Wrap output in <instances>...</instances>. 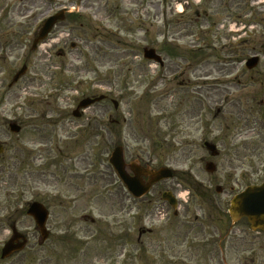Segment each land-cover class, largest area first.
<instances>
[{
  "label": "flooded vegetation",
  "instance_id": "af4514ba",
  "mask_svg": "<svg viewBox=\"0 0 264 264\" xmlns=\"http://www.w3.org/2000/svg\"><path fill=\"white\" fill-rule=\"evenodd\" d=\"M87 1L89 0H0V144L5 148L0 155V169L13 168L16 179L22 172L21 176L26 179L23 188L25 190L21 189L16 196L13 219L6 231V240L12 238L14 231H17L28 243L24 250L3 261H26L29 255L26 253L27 248L33 244L35 264H52V261L53 264H78L72 260H75L74 257L88 255V239L97 241L100 247L98 253L94 254L99 258L100 264H109L113 258L115 264H138L142 259L139 254L142 248L147 252L146 264L162 261L163 264H187V261H192L194 257V250L197 249L199 254L202 248L206 257L213 261L218 259L215 245L221 241L225 246V249H221V254L228 258L227 238L231 236V226L225 231L224 226L222 229L220 224L224 213L230 218L228 203H223L222 198L211 190H207L205 195L192 192L188 202L184 203L182 194L172 182L178 176L157 181L155 172L172 166L175 156L173 152L177 148V140L174 138L183 135L184 141L178 142L184 145L179 148L182 151H192L195 148L205 150L207 142L215 145L224 181L237 180L239 185L244 183L235 194L250 184H256L250 179L264 175V159L260 158L264 156V73L248 72L246 41L238 40L233 50H239V57L233 61H223H239V64L244 65L243 73L230 76L231 71L227 69H232L233 66L223 63L222 66L225 67L220 69L223 76L214 77L213 82L209 84L210 95L198 93L197 88L200 91L203 88L201 81L205 72H202V69L204 70L206 63L211 65V62L203 60L204 57H200L199 53L203 48L212 50V47H215L214 24L209 5L201 3L202 0H121L122 5L115 2L114 6L96 7L94 10L100 21L94 26L101 37L99 42L96 40L95 45L98 53L97 68L93 71L86 63L83 68L85 71H82L85 74L79 76L82 79L89 76L92 80L98 78L99 82L87 88L85 95L94 100L102 97L99 101H106L104 105L101 106L96 101L75 113L81 101L77 100V106L70 111L72 118H61V115H70L66 110L69 106L63 107L64 103L75 104L68 95L62 97L57 91L39 93L40 96L34 95L28 100H20V93L29 87L32 81L48 78L51 82H61L68 79L69 67L66 68L65 60L68 42L65 37L68 30L65 27L74 19H83L84 8L89 7L86 5ZM176 4L182 8L183 14L180 16L183 18L179 17L177 20H181L178 23H185L183 26L168 23L167 9H178ZM190 8H194L191 14ZM62 11L64 13L59 16L60 20L55 22L45 38L38 40L50 17ZM186 12L189 15L185 16ZM151 15L154 21H161L162 24L155 30L157 39H161L158 45L162 62L154 65L153 61L144 59L142 65L145 71L139 72L138 75L147 76L149 79V95L150 91H155L160 85L164 91L162 98L155 94L150 96L148 110L151 116L147 119L151 131L149 135L133 132L137 127L139 130V125L135 127L131 122L128 123L124 114H121L122 118H112V114H107V106L113 105L117 111L121 105L118 99L123 100L124 97L120 96L116 100L114 93H117V84L109 82L108 86L102 79L137 75V69L131 68L129 62L136 61L135 51L126 45L134 42V35L141 43L149 41L147 17ZM241 15L240 13V16H236L237 27L230 29L231 32L242 29L239 28L242 23ZM228 19H231V16ZM192 20L195 24L190 27V35L197 32L194 43L196 45L190 48L181 47L177 41L187 36L181 30H186L184 26L189 22L193 23ZM132 25L133 31L130 30ZM215 25L219 26L216 23ZM102 41L105 42L103 46ZM51 52H56L57 59L62 60L57 61L59 71H42L56 63L46 61L47 53ZM81 59H85L84 62L88 60L86 57ZM120 61L124 62V65L119 66ZM181 61L184 64H181ZM151 68L156 69V76L150 79ZM32 72L33 75L28 77ZM42 73H45L44 77L40 76ZM210 73L211 71L204 75L211 76ZM181 87L190 90L194 88L193 94H182L176 98V91ZM59 98L61 106L49 108L50 103L57 102ZM168 98L172 99L167 100ZM43 105H46V108L37 109ZM97 105L102 107L101 137L98 135L93 138H79L75 132L76 136L71 139H63V135L59 133H65L68 126L75 124L76 120L82 119L87 113H97L92 111ZM54 121L59 125H55ZM13 122L20 127L19 133H14L11 126ZM117 124L121 125L119 130L111 129V125ZM127 126L131 129L130 134L127 132ZM77 127L75 125V130ZM89 130L90 123L84 134ZM21 132H36L39 137L28 138V146L21 145L18 143L21 141L18 137ZM193 132L195 134L192 138ZM131 135L134 140L145 139L148 143L144 146L139 143V147L135 148L128 143ZM96 138H101V143L104 144L97 154L101 167L99 171L96 162H89V155L78 149ZM116 148H121L122 173L127 180L130 181L132 175L145 184L155 180L143 197L132 196L129 182L127 185L117 175L115 165L111 161ZM159 150L166 152V158L165 155L163 158L159 156ZM208 160L210 159L201 157L202 162ZM18 167H23L24 170L19 173ZM199 185L201 184L198 183L197 187ZM40 188L42 191H37ZM231 191H234V187ZM215 193L223 194L224 187L219 192L215 189ZM198 197L203 199L199 208L203 218L200 222L195 213L194 219L188 215L191 200ZM37 201L44 205L48 214L46 239L45 233L40 231L38 222H35L29 212L31 205ZM101 204L105 210L109 209L105 212L109 219L102 221L97 219L95 211ZM224 204L227 205V210H224ZM76 211L79 213L76 214ZM77 223L80 224L81 237L84 238L78 242L81 250L65 251L69 262H64V244L75 241L79 235ZM29 228L32 229L27 230ZM156 232H159L160 239L148 241L147 237ZM70 245L71 243L67 246ZM47 246L51 247V252L43 258L42 251ZM179 247L180 250L175 254L173 250ZM254 253L256 251L250 254ZM257 259L255 256L251 257V262L263 264V259Z\"/></svg>",
  "mask_w": 264,
  "mask_h": 264
},
{
  "label": "rangeland",
  "instance_id": "374dc122",
  "mask_svg": "<svg viewBox=\"0 0 264 264\" xmlns=\"http://www.w3.org/2000/svg\"><path fill=\"white\" fill-rule=\"evenodd\" d=\"M115 2L122 5L121 0L119 2L118 0H89L87 1L86 5H88L89 7L84 8L85 15H82L83 19L81 20L79 19V21H76V19H74L71 22H69L67 26L65 27L68 30V33H66V37H65L68 41L67 47L65 48L66 68L69 67V72L67 73L68 79L63 80L61 82L56 81L58 83L51 82L48 78L42 81H39V80L32 81V84L29 85V87H27L24 91L20 93L23 96V97L21 96L20 100H28L34 95H39V93L41 94L42 93H53V92L57 93L58 91L61 93L60 95L62 97L68 95L75 101V104H70V105H67L66 103H64L63 107L69 106L67 107L66 110L70 115H67V114L61 115V118L65 116L66 118H72V113L70 111L77 105L78 103L77 100L80 99V97H83L85 96V94H87V88L99 82L98 78H95V80H92L91 76H89V78H86V79H82L81 77H79L85 74V73L83 74V72L85 71L83 70V68L85 67L86 63H87L88 68L90 67L93 71H95V69L97 68V58L96 57L98 56V53L96 51L95 45H96V40L97 42H99L101 37L98 36V32L96 31V26H94L96 22L99 21L97 16H95L94 14V10H96V7L103 8L105 6H109V7L114 6ZM239 2L241 6L239 5ZM201 3L203 4L207 3L212 13L211 18L214 24L213 41L215 43V47L214 48L212 47V50L210 49L205 50L206 48H203L199 53L200 54L199 56L200 57L203 56L204 57L203 60H209L211 62V65L206 63V67L204 68V70L202 69V72L203 71L205 72L202 74L203 76H202V81H201V85L203 86V88H202V91H200V89L197 88V92L210 95L211 90H210L209 84L213 82L214 77L223 76L220 70L225 67V66H222L223 63L226 64V66L227 64L230 66H233L232 69L231 68L227 69L231 71L229 73L230 76L239 75L240 73H243L244 65L239 64L238 63L239 61L227 63V62H224L223 60L233 61L235 58L239 57V54H240L239 50L237 49L236 51H234L233 48L236 46L235 44L237 43L236 41L242 40L244 37L246 39L247 59L257 53H262L260 54L261 60H260L259 65L255 67L254 70H251L248 72L249 73H255V72L264 73V0H237V1L236 0H202ZM178 4H176V7L178 6ZM173 6H174V3H173ZM193 9L194 8L189 9L190 14L192 13L191 10L193 11ZM180 10H181V6H178V10L176 8H174V10L173 9L171 10L169 8L167 9V13H168L167 18H169L170 20V21L168 20V23L171 22L174 24H178L180 26H183L185 24L183 22L178 23L181 20H177V19L179 17L183 18V16H180V12H179ZM162 11L164 12V9ZM189 13L187 14L186 12L184 13V15L185 16L189 15ZM240 13L242 14L241 15L242 23H240L239 28L241 27L242 29L232 30L231 32L230 29L237 27L236 16L237 15L240 16ZM163 14L165 15V13ZM193 16L195 17V15ZM229 16H231V19H228ZM192 22L193 23L189 22L184 26L186 30H181L183 33H185V35H187L186 37L181 38V40L177 41L178 44H181V47L190 48L192 45L194 46L196 45L194 43L196 41L195 36L197 32H195L196 34L194 35H190V27L194 26L195 24L193 20ZM215 23L218 24L219 26L215 25ZM147 24H148V29H149L148 30L149 31L148 32L149 41H147V43H141L139 39H135V35H134L133 37L134 42L130 43L129 45H126L129 49H133L135 51L136 61L134 60V61H129V62H130L131 68L137 69L136 71L137 75L134 77H130V76H127V77L117 76L116 78L105 77L102 80H105V82L107 83L106 85H108L109 82H115L117 84L116 90L118 93L120 92L121 96H123L125 93L128 94V96L124 98L123 100L118 99L120 98V96L117 94L115 96V99L116 100L118 99L121 105L117 111L113 108V105L107 106L106 108L108 111L107 114L109 115L112 114V118H118V117L122 118L121 114H124L125 120L128 123L131 122L135 127L139 125V130L137 127V130L135 129V131L133 132L138 133V134L147 133L151 135L149 121L147 120L151 116L148 110V104H150V96H153V94H155L157 97L161 96L162 98L163 97L162 93L164 89L160 85L157 89H155V91H150V95H149L148 94L149 79L147 78V76L138 75V73L145 71L143 70L144 67L142 65V62L144 61V57L142 56L143 46L148 45V46L157 48L158 49L157 51L160 50L158 44L161 43L160 41L161 39L160 38L157 39V34H155V30L158 25L162 26V24H161V21H157V22L156 20L154 21L153 15H151L150 17H147ZM133 28L134 27L132 25V28L130 30L133 31ZM231 35L232 37H230ZM101 44L103 46L105 42L103 43L102 41ZM55 53L56 52L47 53L46 61L51 62V63L53 61H56V63H53V66L51 68H44L42 71H50V72H52V70L59 71V63H57V61L59 60L60 62L62 60L60 58L57 59L56 57L57 55ZM84 57L88 59L86 62H84L85 59H81ZM140 58H142L143 60H141ZM181 64H184V62L181 61ZM118 65L122 66L124 65V62L120 61ZM151 69H152V72L150 73L149 78L150 77L154 78L156 76L155 75L156 69L155 68H151ZM210 71H211L210 73L211 76L204 75V74H208ZM32 75H33V72L28 77H31ZM44 75L45 73H42L40 76L44 77ZM241 79L242 78H240V80ZM169 87L171 88V84ZM193 90L194 88L190 90L188 88L181 87L177 89L175 97L177 98L179 96H182V94L192 95ZM171 99L168 98L167 100H171ZM59 102H61L60 98L57 102L50 103L49 108L60 107L61 105ZM105 103L106 101H97V104H101V106L102 104L104 105ZM101 106L97 105L96 108L92 109L93 112L95 111L97 113L95 114L92 112L87 113L86 116H84L82 119L76 120L75 124L72 123V125L68 126L66 128L65 133L60 132L59 134L63 135V139L65 140L67 138L71 139L73 136H76V134H77V137L79 138H83V137L93 138L98 135L101 137L100 134H103L102 127H101L102 124L100 122L101 120L100 110L102 108ZM44 108H46V105L37 107L38 110H43ZM28 111H33V110L28 109ZM156 112H158V110H156ZM53 123L55 125H59L57 121H54ZM89 123H90V130L87 132V134H84L85 129H88ZM142 124L144 125L143 128L141 127ZM75 125L78 126L76 130H75ZM120 127L121 125H118V124L111 125V129L113 130H119ZM127 132L128 134H130L131 132V129H129L128 126H127ZM194 134L195 132H193L192 138ZM34 136L39 137L38 133L36 132L31 133V134H27L26 132H23V133L21 132L18 135L21 141H19L18 143L21 145L26 144L28 146V138L34 137ZM2 139H5V138H2ZM134 139L135 138L132 137L131 135V138L128 139V143H131L135 148L139 147L138 145L139 143H141V145L143 146L148 143V141L145 139H141V141L134 140ZM174 139L177 140V148L175 152H173V155L175 156L173 157L174 162L171 163L172 165L171 168L173 170H176L175 173H176V176H178V178L175 180H172V182L178 188V192L182 194L183 202L184 203L188 202V199L192 195V192H196V193L200 192L205 195V192H207V190H211L213 194H216L219 198H222L221 200L223 201V203L224 201L228 203V208H229L231 198L234 196L235 192H237V190H239V188L244 183H240L239 185L237 180H229L228 182L224 181V176L220 169L219 160L217 157L210 158L208 151L206 149L201 150L199 148H195L192 151L179 150V148L183 147L184 145L179 144L178 142L184 141V136L181 135ZM101 142H102L101 138H98V139L96 138L88 142L87 143L88 145H82L78 147L80 152H85L89 155V158H91L89 162L91 163L96 162L95 165H97L98 171L101 167L99 165L100 159H98L97 154L99 153V148L102 145L104 146V144H102ZM7 150H9V148H7ZM160 151L161 150H159V156L163 158V156L165 155L164 153L166 152L162 153V151L161 152ZM7 154L8 153H6V155ZM202 156H204V159L206 158L211 159L216 163L217 172L215 174H211L209 173V171L206 170L205 168L206 162L201 161ZM164 157L166 158V155ZM260 158L264 159V156H261ZM6 159L9 160L8 158ZM18 169H19V173L22 170H24L23 167H18ZM14 170L15 169L13 168L9 169L8 167L4 168L3 170L0 169V249L3 246V242L6 240L8 236V233L6 231L8 230V226L11 224L12 222L11 220L13 219V213H14L13 209L15 207V203H16L15 200H16L17 193H19L21 189L25 190L23 188H25L26 179H24L21 176L23 172L20 174L18 179H16L15 175L13 174ZM263 178L264 176L261 174L260 177L258 176L250 180L255 181L257 184H259ZM197 182L201 184L198 187H197L198 185ZM218 185H222L224 187L223 194L215 193V189ZM208 186H210V189H208ZM232 187H234V191H231ZM39 190L42 191L41 188L37 189V191ZM202 201L203 199L199 197L197 199H192L190 202L191 207H190V210L188 211V215L192 219H194L195 215L199 216V219H198L199 222L203 220L202 212L199 209L200 203ZM223 207H224V210H227V205L224 204ZM108 210H105V207L103 204H101V207L96 208L95 211L97 213L96 214L97 219H99L100 221L109 219L107 218V215L105 214V212H107ZM136 212L137 210L135 211V215L137 214ZM75 213L78 214L79 212L76 211ZM220 224L222 225V229L224 226V228L226 229V230L224 229L225 231H227V229L231 226L230 227L231 236L227 238V241L229 240L228 241L229 250L227 251L228 258H224V256H222L221 254V249H225L224 248L225 246L222 245L223 241H221V242H217L215 245L217 246L218 259L216 258L213 261L209 260V258L206 257V255L203 253L205 252L203 251V248H202V252H200L199 254H197V249H195L193 253L194 257L192 261L188 260L187 264H256V263L251 262V257L253 258L254 256L256 257V259L258 258L257 260H259V258L264 260V232L263 231L261 232V231L251 230V226L245 219H241L240 221L233 223L231 217L229 218V216L226 213H224V215L222 216V219L220 220ZM77 227L80 230L79 223H77ZM82 227L84 226L82 225ZM31 229L32 228H29L27 230H31ZM81 235L82 233L80 230L79 235L77 236L75 241L72 240V242H70L71 243L70 246H67L70 243L64 244L65 250H63L64 255L62 256L64 262H69V260L67 259V252L65 251L73 252L76 250H81V247L78 244L79 240L84 239L81 237ZM171 237H173V235H171ZM151 239L154 241L159 240L160 239L159 232H156L150 235V237H147L148 241H151ZM86 241H90L89 242L90 246L86 248L89 250L88 255H82L79 258L74 257L75 260H72V261L78 262V264H100L99 258L94 256L95 252L98 253V250L100 249V247L97 245V241L92 242V240H89V239ZM91 242H92V245H91ZM103 245L105 246L106 244L103 243ZM33 246L34 245L32 244L27 248L26 253H28L29 255L26 261H21L19 259L2 261L0 259V264H10V263L11 264H35L34 258L36 254L34 253ZM162 247H164L163 244H162ZM50 249L51 247L47 246L42 251L43 258L50 254L51 252ZM179 250H180V247L178 249L175 248L173 252L177 254ZM253 251H256V253L250 254ZM139 254L141 255L142 259L139 260L138 264H146L147 263V259H146L147 252L142 248V250L139 251ZM114 260L115 259L113 258L109 264H115ZM45 263H48V262H45ZM53 263L54 261H52V264ZM66 264H69V263H66ZM157 264H163V261Z\"/></svg>",
  "mask_w": 264,
  "mask_h": 264
},
{
  "label": "water",
  "instance_id": "95a60500",
  "mask_svg": "<svg viewBox=\"0 0 264 264\" xmlns=\"http://www.w3.org/2000/svg\"><path fill=\"white\" fill-rule=\"evenodd\" d=\"M52 24L53 23H50V25L46 29H50V26ZM44 33H46V31ZM145 56L157 60H159L160 58L156 55V51L154 49L146 50ZM258 60L259 58L257 56L250 58L247 62L248 67L254 68L259 63ZM18 130L19 129H17L16 131ZM207 147L211 151V154L213 156H216L217 150H215L214 146L211 144H207ZM2 151L3 148L0 146V153H2ZM114 154L120 161L122 155L119 153V150L115 151ZM215 169L216 167L214 163L209 162L207 164L208 171L214 173ZM158 173L160 174L159 179L173 176V173L168 168H163ZM130 185L135 195L140 197L143 196V194L148 189V186L142 184L137 177H132ZM218 189L220 190L221 188L218 187ZM41 209L42 206L40 204H34L31 209V213H33L35 217L39 216L38 214L41 212ZM230 213L235 221L240 220V218L242 217H247L254 230H264V183L260 186H250V188H247L244 192L236 196L232 200ZM44 219L45 217L42 219V221H44ZM25 245V242L17 244H14L13 241L7 242L6 246L2 250V258L5 259L13 252H17L18 250L23 249Z\"/></svg>",
  "mask_w": 264,
  "mask_h": 264
}]
</instances>
